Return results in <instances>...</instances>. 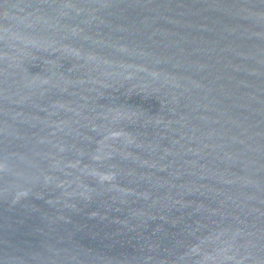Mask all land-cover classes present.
Returning <instances> with one entry per match:
<instances>
[{
  "label": "water",
  "instance_id": "1",
  "mask_svg": "<svg viewBox=\"0 0 264 264\" xmlns=\"http://www.w3.org/2000/svg\"><path fill=\"white\" fill-rule=\"evenodd\" d=\"M0 264H264V0H0Z\"/></svg>",
  "mask_w": 264,
  "mask_h": 264
}]
</instances>
